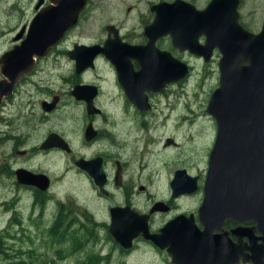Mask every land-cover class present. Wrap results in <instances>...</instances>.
Returning a JSON list of instances; mask_svg holds the SVG:
<instances>
[{
  "label": "flooded vegetation",
  "instance_id": "1",
  "mask_svg": "<svg viewBox=\"0 0 264 264\" xmlns=\"http://www.w3.org/2000/svg\"><path fill=\"white\" fill-rule=\"evenodd\" d=\"M91 1L88 0L84 6L77 23L46 55L37 57L32 70L20 76L11 90L0 97V178L12 177L15 184L22 188L21 193L26 196V216L33 224L31 228H35L41 246L64 245L65 249L55 250L57 255H61L62 250L72 254L87 248L75 264H124L126 254L133 253L137 248L145 252L149 247L161 253L160 261L165 260L167 264H256L245 257L251 253L248 246L253 242L248 234L239 233L242 227L249 228L253 222L225 218L222 224L207 226L200 221L198 209L204 197V166L196 164L190 169L181 165L166 176L168 163L165 159L159 164L155 161L168 156L169 146L179 144L174 135L168 134V104L170 106L171 98L175 97L176 101L173 109L180 104L185 106L184 109L193 110L191 102L184 105L179 97L187 93L190 79L196 78L201 70L200 84L209 75L213 79L217 77L216 84H211V92L203 96L206 105L219 85L221 53L218 47H213L207 55L199 54L174 46L168 31L158 33L156 28L157 34L146 33V26L157 15L154 6L172 0H148L141 11L128 5L126 10L134 9L133 12H136L131 26L106 22L104 31L100 30L90 40L71 38V31L76 28ZM47 2L43 0L41 5ZM35 4L34 13L37 10ZM242 4L243 0H239V23L249 31L259 33L263 29L264 13L261 18L243 20ZM30 19L13 34L10 45L0 51V56L26 35ZM19 33L21 35L16 37ZM150 39L153 43H148ZM105 41V51L93 53L91 48L83 52V48L78 47V44L104 45ZM198 42L204 44L205 35H199ZM133 46L136 47L132 50ZM168 52L188 67L184 76L170 82ZM51 57L52 65L58 67L57 77L50 76L53 72L47 76L49 71L41 69L46 65L40 63L47 62ZM216 57L217 68H213L211 64ZM4 78L6 74L0 65V80ZM201 115L193 111L190 115L185 112V120L180 127L187 120L184 129L189 128L191 133L196 134L197 120ZM24 116L30 120L23 121ZM178 120L181 121V116ZM24 124L29 127L28 133L23 132ZM176 127L179 123L175 125V130ZM52 134L55 136L49 137ZM61 139L65 144L62 145ZM156 147L159 151L154 154ZM64 154L71 166L67 165L61 172L60 162ZM80 159L88 162L93 173L78 163ZM67 168H70L69 172ZM177 169H184L186 173L175 178ZM95 171L101 173L98 180ZM62 182L69 184L66 186L68 199L61 197ZM86 186L90 194H86ZM78 195L85 197V204L78 206ZM20 197V192L16 190L15 196L4 200L3 205L8 207L7 210L20 213L19 208H14L16 202L21 204ZM91 201L93 205H89ZM115 206L128 207L127 211L146 215L150 232H159L167 221L180 213H184L185 217L192 216L195 228L175 227L168 233L166 247H160L141 233L132 239L130 247H125L110 232L111 209ZM120 213L124 216V211ZM164 215L165 219L159 218ZM123 216H120L122 223L125 221ZM217 225L221 226L216 228ZM197 229L206 231L202 236L206 238L202 256L198 243L197 252H188L183 247H186L188 239L198 237L191 232ZM102 232L105 237L100 235ZM219 233H224L235 246L239 245V252L245 256L240 255L236 259L237 248L229 247L234 252L231 254L233 257L220 262L215 255L218 251L213 248ZM258 234L255 232V235ZM27 236L30 239L29 232ZM108 237L111 238V245L106 247L107 242L104 241ZM140 241L145 245L138 246L136 243ZM257 241L260 242L259 239Z\"/></svg>",
  "mask_w": 264,
  "mask_h": 264
},
{
  "label": "water",
  "instance_id": "2",
  "mask_svg": "<svg viewBox=\"0 0 264 264\" xmlns=\"http://www.w3.org/2000/svg\"><path fill=\"white\" fill-rule=\"evenodd\" d=\"M42 1L38 0L35 4L37 10L29 21L26 35L0 56L1 70L6 74V78L0 80V97L11 90L20 76L32 70L37 57L46 55L65 32L77 23L88 2L48 0L41 5ZM238 3L239 0H208L204 7L198 8L188 0L162 1L154 6L157 8V15L146 26V33L157 34L156 28L158 33L168 31L174 46L199 54L207 55L213 47H218L221 53L220 81L206 106L207 112L215 119L217 129L208 154L204 197L198 216L207 226L222 224L225 218L253 222L251 227H242L243 230L239 232L248 234L253 242L248 246L251 253L247 256L241 254L239 245L235 246L224 233L218 234L219 238L215 239L213 248L217 249L218 253L215 255H218L220 262L233 257L231 254L234 252L229 249L231 247L237 248L236 259L244 255L256 264H263L264 25L259 33L243 27L238 21ZM202 34L205 35L204 44L198 42V37ZM20 35L21 33L16 37ZM106 42L104 45L78 44V47L83 48V52L92 48L95 53L98 50L105 51ZM148 43L153 42L150 39ZM187 71L186 64L168 52V82L184 76ZM138 95L137 93L136 97ZM53 136L55 135L49 137ZM61 141L63 145V139ZM78 163L91 171L85 160L80 159ZM184 172V169H177L175 178L181 177ZM94 175L97 180L101 177V173L96 171ZM173 185L175 186V181ZM126 209L129 208L112 207L110 227L111 234L125 247H130L132 239L139 233L160 247H166L168 233L174 231L175 227L195 228L192 216L179 214L167 221L159 232H150L146 215L132 210L129 213ZM121 211H124V216ZM120 216L125 217L123 223ZM220 226L217 225L216 228ZM179 232L184 234L181 230ZM191 232L198 237L188 239L186 247H183L188 252H197L198 243L202 256L206 247L203 243L206 238L202 236L206 231L197 229L196 232ZM255 232L259 234L255 235Z\"/></svg>",
  "mask_w": 264,
  "mask_h": 264
},
{
  "label": "rangeland",
  "instance_id": "3",
  "mask_svg": "<svg viewBox=\"0 0 264 264\" xmlns=\"http://www.w3.org/2000/svg\"><path fill=\"white\" fill-rule=\"evenodd\" d=\"M37 0H0V51L8 47L11 43L13 34L21 27L25 21L29 20L34 14V4ZM148 0H92L89 3L82 15L76 28L71 31V38L83 39L84 41L90 40L93 36L97 35L100 30L104 31L103 26L106 22H114L124 27H129L135 20L136 12L134 9L130 11L126 10L128 5H133L139 8L138 11L144 10ZM193 2L197 7L204 6L208 0H189ZM243 20L250 21L251 18H261L264 13V0H243V4L240 8ZM258 23V22H257ZM257 23L254 25L257 26ZM53 57L49 58L47 62L43 61L40 64L46 65L41 67L42 70L49 71L47 76L57 77L56 72L58 67L52 65ZM217 57L214 59L211 67H216ZM217 68V67H216ZM203 71H199L196 74V78H191L188 84L187 93L179 97V101L186 105L190 103L191 109H184L185 106L178 105L173 109L175 104V97L171 98L170 106L168 104V134L174 135L179 144L177 146L171 145L168 147V156L161 157L157 160V164L163 163L164 159L168 163V175L172 173L174 169L181 165L189 166L193 169L194 165H203L206 170L207 152L210 151L209 147L215 137L216 124L214 118L206 112V102L203 96H207L213 88L211 84H216V78H212L210 75L206 77L205 81L201 84V77ZM200 84V85H199ZM196 92H199L196 94ZM164 102V101H163ZM162 102V103H163ZM164 104H162V107ZM193 113H202L201 117L197 120L198 130L196 134L191 133L189 128L184 129L187 125V120L184 126L180 127L185 120L184 113L188 115ZM175 115V116H174ZM29 116V114H28ZM28 116L22 118L23 121L30 120ZM181 116V121H177ZM179 123V127L175 125ZM190 126V125H189ZM24 133H28L25 124ZM184 129V131H183ZM193 135V136H192ZM199 143V144H198ZM157 148V147H156ZM159 149L154 154H157ZM206 155V157H205ZM66 154L62 156L63 160L60 162L61 172H63L66 166H71V162L65 159ZM204 161V163H203ZM202 167V166H201ZM70 168H67L69 172ZM167 169V167H166ZM67 174H65L66 176ZM159 175V174H158ZM68 183L62 182L60 184V194L64 199L70 197L68 195L67 187ZM87 193L90 194L88 186ZM16 190L21 194V204L16 202L14 208H19L15 213L12 209H8L3 205L4 200H9L14 197ZM22 188L15 184L12 177L2 176L0 178V264H20L21 262H27V264H75V260L81 258L87 251V248L76 250L75 253H67L62 250L61 255L56 253L57 248L65 249L64 245H53L49 247H42L39 237L36 235L35 228L26 216V196L21 193ZM85 194V195H86ZM78 206L85 204V197L78 195L76 197ZM18 204V205H17ZM89 205H93V201ZM18 206V207H17ZM159 218L165 219L166 216H159ZM28 229L25 230L24 228ZM31 228V229H30ZM30 233V239L27 234ZM102 237H105V233H101ZM45 240L47 235H44ZM108 240V241H107ZM104 242H107V246L111 245V238L108 237ZM138 246H144V242H137ZM91 247L90 245H86ZM105 247V250H107ZM149 247V246H148ZM68 248V247H67ZM149 250L145 252L141 251V248H137L129 255L124 257V264H167L164 261H160L161 253L156 252L149 247ZM115 260L113 259V262ZM156 261V262H155ZM77 264V263H76Z\"/></svg>",
  "mask_w": 264,
  "mask_h": 264
},
{
  "label": "trees",
  "instance_id": "4",
  "mask_svg": "<svg viewBox=\"0 0 264 264\" xmlns=\"http://www.w3.org/2000/svg\"><path fill=\"white\" fill-rule=\"evenodd\" d=\"M20 264H27V262H21ZM94 264H96V263H94Z\"/></svg>",
  "mask_w": 264,
  "mask_h": 264
}]
</instances>
